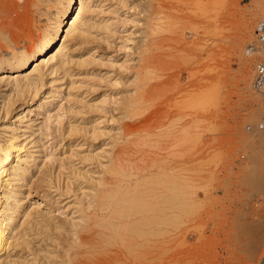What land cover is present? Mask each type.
<instances>
[{
  "label": "rangeland",
  "instance_id": "374dc122",
  "mask_svg": "<svg viewBox=\"0 0 264 264\" xmlns=\"http://www.w3.org/2000/svg\"><path fill=\"white\" fill-rule=\"evenodd\" d=\"M34 2L32 24L12 34L13 26L2 28L0 55L24 42L28 48L64 0ZM216 2L84 0L79 15L75 10L81 34L64 39L63 32L27 71L61 43L66 65L44 76L29 104L28 90L9 87L13 103L0 113V132L15 128L31 162L20 203L33 213L35 199L48 193L42 209L49 221L40 222L47 240L36 237L35 228L30 236L32 249L41 248L47 259H35L29 245L11 250L9 264H71L74 227L85 226L93 205L106 202L130 215L117 229L94 232L98 247L90 251L100 264H144L149 251L159 253L161 264H264V130L256 127L262 102L251 85L258 55L249 48L264 0H222V9ZM219 16L221 28L215 26ZM203 114L207 122L200 121ZM24 189L39 194L30 198ZM125 191L126 201L117 206ZM182 193L193 195L188 201ZM180 200L192 207L190 217L185 210L153 211ZM137 217L145 219L140 227ZM172 229L173 235L158 234ZM169 255L173 261L165 263Z\"/></svg>",
  "mask_w": 264,
  "mask_h": 264
},
{
  "label": "bare ground",
  "instance_id": "6f19581e",
  "mask_svg": "<svg viewBox=\"0 0 264 264\" xmlns=\"http://www.w3.org/2000/svg\"><path fill=\"white\" fill-rule=\"evenodd\" d=\"M83 1L84 0H64V2H62V6H60V8L56 11V14L52 18V21H50L49 23H47V25L45 26V28L43 29V31L38 34V36L32 41V43L30 44V46L28 48H26V44L27 43L25 44V42H24L21 45L16 46L15 48L13 47L11 50L4 51L0 55V113L7 114L9 112V109H10L11 105H12L11 103H13L12 102V98L7 93V91H9V87L10 88L11 87L14 88L15 90H16V88H17V90L19 88L20 89H23L24 88V89L28 90L27 92H28L29 96L26 95L27 100L24 98L25 99V102L24 103L29 104V103H31L33 101L34 97L36 96L37 89L39 87L38 85L39 84L41 85V81H43L44 76H46L48 74L54 73V71L57 70V67L66 65L65 64L66 61H64L65 60L64 59L65 58V55H64L65 52H63V50L66 48V44L64 45L63 43H61L59 45V47L57 48V50L54 52V54L50 55L49 58H47L46 60H43V61L40 62V66L37 65L32 70V72L31 71L30 72L27 71V68L30 65H32L37 59H39L38 58L39 56H41L42 54H44L45 52H47L48 50H50L55 45L57 39L61 36V34L63 32L65 33L64 39H65V37L67 39L69 36L72 37V38L75 37V39H76L77 33L81 34L80 32H81V26L83 25V22H82L81 18H79L77 16V14L75 15V10L78 9V15H79V11L82 10L81 7L83 6L82 5ZM171 1H174V0H171ZM169 3H171V2L169 1ZM169 3L166 4V5L168 6ZM33 5H35L34 0H0V34H1V31H2V28L4 26H6V25L13 26L12 28H10V31H9L12 34L14 32V30L21 29L25 25L29 26L30 24H32V22H33L32 20H34V19L32 17L33 15L32 16L30 15L31 14L30 13L31 12L30 6H33ZM166 5H164L163 7L166 8ZM214 5L216 6V8L222 9V6H223L222 0H217V2ZM222 25H223V20L219 16L216 19L215 26L218 27V28H221ZM23 31H25V30H23ZM42 65L46 67L45 68L46 69L45 70V73L43 72L44 70L41 71L43 69L42 68ZM47 70H48V72L46 73ZM207 81H208L207 78L206 79L205 78L203 79V82L204 83H206ZM29 90H31L30 93H33L32 96H30L31 94L29 93ZM135 97H137V96H135ZM139 98L140 97H138V100H140ZM200 101H201V103L202 102L205 103V97L204 96H201ZM206 105H204V107H206ZM139 112H138V114L140 115ZM206 117H207V115L206 114H203L201 116V118H200V121L201 122H204L206 120ZM21 118L22 117H20V119ZM205 122H207V121H205ZM1 129L2 128H0V130ZM258 131H259V129H258ZM25 147H26V145L23 142V139L21 138V135L18 134V131L15 128H13V127L6 128V129L4 128L0 132V264H9V259H10L9 258V252L11 250H14L15 252L16 251H23V250H26V247H29V245L31 246L30 247L31 248L30 250L33 251L32 254L34 255L35 259L36 258L43 259L45 256H46V259H47V255L44 256V255L39 254V251L38 250H40L41 248L38 249V250L37 249H32V245L31 244L33 242L31 241V239H33V237L30 238V236L35 235V233H36V232H34V228H35L38 231V235L36 234V237H38V238L41 237V239L48 238V234H47V230H46V228H47L46 225L44 224V226H43V225L40 224L41 221H42V223H45L44 222L45 220L48 221V219H46V217H45L46 214L44 213V209H42V207H45V205H47L45 203V200L47 198L46 196L48 195V193H47V195L43 193V194L40 195V198H36L35 199L34 197L39 194L38 190H34L33 192H31L29 190H25L24 189L25 191H28V193L26 194L27 197H30V198L32 197V198L35 199V203H36V206L35 207L36 208H34V212L33 213H31L30 211H28L27 207L24 206L25 204L24 205H21V203H20L22 200H24L23 199V197H24L23 196V192L20 189L22 188V182H23V180L26 179V178H24V175L26 174L25 173L26 172V167L29 166V164L31 163V162L29 163V159L27 158L28 157L27 156V153H25V149H27ZM31 161H33V160H31ZM29 169L30 168L28 167V170ZM140 175H141V173H140ZM180 178L181 177H179V180H180ZM27 182H28V180H27ZM183 183H185V182H183ZM23 184L25 185V183H23ZM127 184H129V183H127ZM126 185H121L120 182H119L116 186L117 187L126 188ZM133 185H134V182H133ZM191 185H192V183H191ZM136 187H138L137 184H136ZM177 187H178V185H177ZM133 188H135V187H133ZM190 190H192V188ZM110 191H112V189H110ZM181 192H182V190L179 191L178 193L181 194ZM126 193H128V195H129V191L128 192L125 191V194H122L121 197L117 200V202H119V203H115L116 205L118 204L117 206H119L121 204H124V202L126 201V199L124 201V198L123 197H124V195H126ZM186 194L187 193H185V194L182 193V195H184V196H187ZM103 195H102V197H103ZM192 195L190 193H188V196H187L188 197V201L191 199L190 197ZM106 197H108V195ZM175 197H177V196H175ZM25 198H26V196H25ZM128 199L130 201V198H128ZM138 199H140V198H138ZM29 200H31V199H29ZM140 200H142V199H140ZM167 200H168V197H167ZM103 201H105V200H103ZM122 201H124V202L121 203ZM137 202H136V204H137ZM161 202H163V201H161ZM172 202H174V200ZM108 203L107 202L105 204H101L100 203L99 205H97V204L95 205L94 204L93 205V208L95 209V213H93V215L91 217H88V219L86 220L87 224L85 226L82 225V226H80L79 229L76 230L75 227H74V225H73V227H74L73 234L76 237L73 240V242H72V244H71L70 247L76 249V252H75L76 256H74L73 258H69L68 263H71V264H100V263H102L101 260L100 261L99 260H96L97 259L96 258L97 256H95L94 253H97V252L90 251V250H94V249H96L98 247V245H96L97 242H96V239L94 237V235H95L94 232H96L97 230H101L104 227L107 228L108 230H111V228L117 229L124 222L123 219H125V217H129V215H130L127 212H125V210H124L125 208L124 207H121L123 209L117 208V209L114 210L112 208V206H110ZM141 203H142V201H141ZM144 203H145V201H144ZM166 203H168V202L166 201ZM169 203H170V201H169ZM163 205H165V202H164ZM163 205H161V206H163ZM131 206H135V205H132L131 204ZM139 206L140 205H138L136 207H138V209H141V207L139 208ZM158 206H160V205H158ZM126 208H128V207H126ZM146 208H148V207H146ZM146 208H145V210L148 211ZM191 208L192 207L189 205V203H182L181 200H180V201H177L176 203H174L173 206H170L167 209H161V208L158 207V208H156L153 211H154L155 214H157L158 212L161 213V211L166 210V211H169V213H167V215L174 214L175 212H178V211H180V212L181 211H183V212L186 211L187 217H190V215H191L190 209ZM148 209L150 210V208H148ZM145 210H143V213L146 212ZM140 211H142V210H140ZM98 212H100L101 217H100V215H98L99 214ZM152 212H150V213H152ZM182 214H184V213H182ZM175 217L172 216V218H174V220H175L174 222H176V218ZM152 218H154V217H152ZM90 219H91V222H89ZM137 219L139 220L138 222H136ZM137 219L135 221V225L137 224L138 226L139 225L142 226V223H143V221L145 219L144 218H141V220H140V218H138V217H137ZM150 220H152V219H150ZM146 222H147V220H146ZM159 223H162V222L159 221ZM167 223H169V222H167ZM167 223H165V224H167ZM57 224H59V223H57ZM126 224H128V223H126ZM177 224H179V221H178ZM129 225H130V223H129ZM132 225L135 226L134 224H132ZM173 225H176V224L174 223ZM138 226H135V228L138 227ZM155 226H157V225H155ZM162 226H163V224H162ZM195 226H196V224H195ZM204 226L205 225H203V227ZM148 227L149 226H147V228ZM200 227H201V225H200ZM128 228H127V230H128ZM171 228H173V227H171ZM175 228H173V229H175ZM145 229H146V226H145ZM173 229L172 230H160L158 232V234L159 235H163V234L167 235L170 232L173 235V233H174ZM176 229H178V228H176ZM52 230H53V228H52ZM130 230L132 231V229H130ZM138 230H136L137 232H135V231L134 232L136 234H139V235L142 236V234H144V231L139 232ZM185 231H187V230H185ZM62 232H64V231H62ZM131 233H133V232H131ZM154 233L157 234L156 231ZM154 233L151 232V234H154ZM185 233H187V232H185ZM190 233H191V231H190ZM40 234H41V236H40ZM136 234H134V235H136ZM62 235H64V234H62ZM148 237H151L152 238L151 235L148 236ZM157 237H160V236H157ZM38 238H35V240L36 239L38 240ZM51 239H52V237H51ZM57 239L59 240L60 237L57 238ZM105 240H106V238H105ZM173 240H174V237H173ZM38 241H40V239ZM42 241H44V240H41L40 242H42ZM146 242L147 241H145V243ZM107 243H109V241ZM141 243H144V242H141ZM149 243L152 244V242H149ZM127 244H128L127 242L124 243V245H126L125 246L126 249L129 248ZM153 244H155V243H153ZM57 245H60V244H57ZM139 245H140V243H139ZM60 248H62V247H60ZM150 248H152V247H150ZM150 248H148V249L150 250ZM156 248L158 249V247H156ZM85 250H87V251H85ZM78 251H79V253H78ZM188 251H185V252H188ZM43 254H44V252H43ZM48 254H49V252H48ZM79 254H81V255L82 254H85V256L80 257ZM178 254H180V253H178ZM178 254H176V255H178ZM171 256H173V254ZM174 257H176V256H174ZM174 257H173V259H174ZM178 257H176V258H178ZM31 259H32V257H31ZM170 259H172V258H170V255H169V259H167L165 261V263L169 262ZM175 260H177V259H174V261ZM42 261H44V259ZM171 261H173V260H171ZM12 263H13V261H12ZM16 263L17 262H15V264ZM18 264H20V263H18ZM44 264H46V262ZM144 264H161L160 257H159V253L153 252V251L146 252L145 258H144Z\"/></svg>",
  "mask_w": 264,
  "mask_h": 264
},
{
  "label": "built area",
  "instance_id": "2783aa9c",
  "mask_svg": "<svg viewBox=\"0 0 264 264\" xmlns=\"http://www.w3.org/2000/svg\"><path fill=\"white\" fill-rule=\"evenodd\" d=\"M253 36L255 45H250L249 48L250 52L258 56L253 68L251 85L253 90L260 96L262 102V115L256 127L260 130H264V17L255 23ZM252 47H254V49H252Z\"/></svg>",
  "mask_w": 264,
  "mask_h": 264
}]
</instances>
